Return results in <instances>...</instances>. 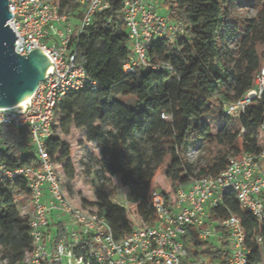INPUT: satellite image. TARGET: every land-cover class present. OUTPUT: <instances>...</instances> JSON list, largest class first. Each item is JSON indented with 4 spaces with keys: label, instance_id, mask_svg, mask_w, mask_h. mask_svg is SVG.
Listing matches in <instances>:
<instances>
[{
    "label": "trees",
    "instance_id": "trees-1",
    "mask_svg": "<svg viewBox=\"0 0 264 264\" xmlns=\"http://www.w3.org/2000/svg\"><path fill=\"white\" fill-rule=\"evenodd\" d=\"M173 21H181L186 35L170 44L157 40L149 51L153 66L168 65L170 70L140 69L125 74L123 66L131 54V41L124 23L125 0H110V8L96 15L77 44V63L82 65L98 89L87 87L65 98L62 105V131L75 124L88 131L91 141L101 149L106 175L122 185H136L144 175L148 185L155 176L164 177L168 189L158 186L168 202L179 188L189 187L195 179L219 173L227 166L232 152L251 150L264 118V101L251 105L240 120L225 115L226 105L254 88V80L264 66V6L254 18L234 20L237 0H162ZM79 7L61 3V12L81 18ZM236 39V41H235ZM132 98L130 104L122 102ZM218 114L223 125L213 133L207 119ZM169 119H163L162 116ZM91 121L101 122L95 130ZM246 130L238 139L240 130ZM56 130V128H55ZM3 160L10 167L32 165L33 152L28 130L3 127L0 131ZM251 147V148H250ZM197 150L195 162L189 154ZM60 153V154H59ZM50 154L73 176L72 151L60 139L50 143ZM162 155L154 164L155 156ZM147 165L146 168L143 167ZM28 197L22 182L9 189L0 184L1 261L25 264L32 251L28 216H22L16 194ZM134 209L145 222L157 221L149 198L135 192ZM87 203L106 217L117 237L131 229L126 210L117 204ZM222 219L236 216L245 228L252 251L250 264H261V247L256 237H264V223L242 209L234 197H226L219 209ZM215 221H219L215 218ZM227 248L228 243L223 241ZM210 252L213 260L225 264L226 250Z\"/></svg>",
    "mask_w": 264,
    "mask_h": 264
},
{
    "label": "built area",
    "instance_id": "built-area-1",
    "mask_svg": "<svg viewBox=\"0 0 264 264\" xmlns=\"http://www.w3.org/2000/svg\"><path fill=\"white\" fill-rule=\"evenodd\" d=\"M63 1L78 6L81 18L62 13ZM109 8L110 0H9L12 19L8 25L18 38L15 52L27 57L38 49L55 68L27 105L0 109V131L3 127L28 130L33 152L32 165L14 168L0 152V184L14 189L22 182L29 190L32 211L26 216L30 218L33 248L25 264H183L185 260L191 264H220L209 253L223 250V241L228 243L225 264H250L252 251L241 219H222L219 209L226 197H234L258 223H264V118L251 150L232 152L224 170L179 188L170 202L153 190L149 204L157 217L154 225L139 217L129 231L117 237L105 216L97 209L78 206L67 192L57 158L50 154L51 140L56 137V114L67 96L87 87L98 89L77 63L76 51L84 30L96 15ZM124 23L131 41V54L123 66L125 74L148 68L171 71L168 65L153 66L149 51L157 40L172 44L185 36L184 24L158 15L145 0H125ZM263 101L264 66L254 80V88L226 105L225 115L240 120L251 105ZM162 118L169 119L165 115ZM245 133L242 128L238 139ZM62 217L70 224L61 222ZM256 243L264 264V237L257 236Z\"/></svg>",
    "mask_w": 264,
    "mask_h": 264
},
{
    "label": "rangeland",
    "instance_id": "rangeland-1",
    "mask_svg": "<svg viewBox=\"0 0 264 264\" xmlns=\"http://www.w3.org/2000/svg\"><path fill=\"white\" fill-rule=\"evenodd\" d=\"M52 3H57L58 0H51ZM154 6L158 15L168 16V9L164 6L162 0H145ZM264 0H237L235 7L232 10L234 20L244 21L257 17L262 11ZM236 41V39H235ZM132 98L124 99L122 102L130 104ZM64 119L62 105L59 107L56 114V138L60 139L63 143L67 144L72 151L71 162L73 165V176H70L64 169L63 165L58 163L60 171L63 174L65 187L74 202L85 209H96L85 205L87 203L104 202L108 208L110 204L114 203L124 208L127 213V220L130 225H135L134 222L139 220L138 214L134 209L133 199L135 192L138 196L145 201L149 198L151 192L162 186L165 189L169 188L167 180L162 176H155L152 182L148 185L145 182L144 175L137 176L136 185H122L115 178L106 175L103 171V162L101 161V149L98 144L91 141L88 137V131L79 129L73 124L66 134L62 131V120ZM207 122L212 128L213 133H218L223 125V122L215 112L209 116ZM95 130L104 129L105 126L101 122L91 121ZM60 154V153H59ZM59 154L56 158L59 157ZM198 155L197 150H193L189 154L192 162ZM162 155L155 156L154 164L158 163ZM147 165L143 167L146 168ZM158 190V189H157ZM16 203L22 216H26L27 212H31L30 202L28 197L24 194H16ZM54 219H58L57 216ZM65 224H70L65 217L59 219ZM53 232H56V227H52ZM0 249V258H1ZM0 264H7L6 261H1ZM183 264H191L189 260H185Z\"/></svg>",
    "mask_w": 264,
    "mask_h": 264
},
{
    "label": "water",
    "instance_id": "water-1",
    "mask_svg": "<svg viewBox=\"0 0 264 264\" xmlns=\"http://www.w3.org/2000/svg\"><path fill=\"white\" fill-rule=\"evenodd\" d=\"M11 19L9 0H0V109L28 103L47 74L55 72L44 52L37 49L27 57L15 52L18 38L8 25Z\"/></svg>",
    "mask_w": 264,
    "mask_h": 264
},
{
    "label": "bare ground",
    "instance_id": "bare-ground-1",
    "mask_svg": "<svg viewBox=\"0 0 264 264\" xmlns=\"http://www.w3.org/2000/svg\"><path fill=\"white\" fill-rule=\"evenodd\" d=\"M30 101V98L28 99V102ZM28 103H23V104H20V105H17L15 106L14 108H19V107H23L25 105H27Z\"/></svg>",
    "mask_w": 264,
    "mask_h": 264
},
{
    "label": "crops",
    "instance_id": "crops-1",
    "mask_svg": "<svg viewBox=\"0 0 264 264\" xmlns=\"http://www.w3.org/2000/svg\"><path fill=\"white\" fill-rule=\"evenodd\" d=\"M55 216H53V218H54Z\"/></svg>",
    "mask_w": 264,
    "mask_h": 264
}]
</instances>
